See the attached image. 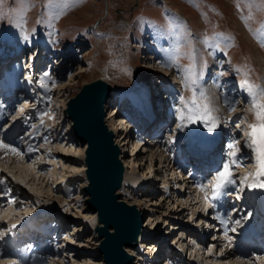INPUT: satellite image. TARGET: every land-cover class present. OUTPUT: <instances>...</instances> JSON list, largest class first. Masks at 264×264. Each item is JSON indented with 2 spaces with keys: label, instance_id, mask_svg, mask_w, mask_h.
Returning a JSON list of instances; mask_svg holds the SVG:
<instances>
[{
  "label": "rangeland",
  "instance_id": "374dc122",
  "mask_svg": "<svg viewBox=\"0 0 264 264\" xmlns=\"http://www.w3.org/2000/svg\"><path fill=\"white\" fill-rule=\"evenodd\" d=\"M65 2L69 5L65 14L61 15L59 19H54V17L64 9ZM262 4H264V0H27V9L25 10L21 0H0V33L6 31L7 28L11 35L14 36L13 38H22L18 39L20 42L33 43L39 40L44 44H41V47L47 45L49 46L46 47L47 49L54 47V50L57 51H62L63 48L69 50V48H73V44L75 43L77 44L76 46H80L79 50L81 52L77 51L72 53V55L77 56L82 52L84 54L78 60L80 70L75 67L77 63L76 60V63L72 67L70 65L67 73H64L65 75L58 77L60 78L58 80L62 81L69 73L76 72L77 74L74 76L75 81H70V83L60 91H58L57 88L55 89V87H50L47 96L43 93H41L43 96H39L37 94L39 90L35 91V95L37 96L36 99L38 100L37 105H34V107H36L35 115L32 116L33 120H31L28 127H23L24 132L19 141L21 147L22 143L26 142L25 148L28 149L27 143L29 140H23L22 142V139L29 134L28 132H32V134H30L31 140L33 136L35 137L34 127L30 126L34 125L35 121L41 124V114L46 113L47 115L43 117L44 123L41 124L42 126L37 131L42 135L41 141L37 142V145L40 146L41 149L34 151L33 154H27L25 157H23V154L13 157V154L8 152V155L12 157L10 160H7L3 155L0 156V162L2 163H0V168L2 167L4 173L10 177V186L16 190L14 192H17L16 194L13 193L14 195L11 194V196L9 194L10 192L7 193L9 194L7 197H10L8 199L13 201L11 205H9L8 202L7 204L2 203L0 205V219L1 217L4 219L0 221V228L3 229L6 224H9L6 226V229L12 227L13 224L22 221L25 215L34 216L36 213H48L53 217L60 216L64 219L63 222L68 224L62 237L63 239L66 237L68 238V243L66 244L67 248L61 258L62 264H92L96 261L95 264H99L98 261H100V259L102 260V257L97 251L99 239L94 231V222L91 218L84 217L87 211H92L86 206L85 200L87 196L82 189L86 183L84 171H81V169L71 170V168H67L62 164L59 165L58 163L59 161L60 163L67 161L70 158V156L66 154L67 151H65L68 145H64L65 150H63V147L61 149L60 146L64 144L61 143V141L63 139L67 140L70 136L74 138L71 122L66 117L64 109L67 100L74 96L83 84L90 83L100 78L111 84L117 97H124L128 95L129 92L143 89V85L141 83L139 84L141 80L145 81L146 79H150L149 82H153L157 74H155V71L147 69L144 65L152 67L154 61L147 59L149 61L147 65V63L143 61V54H141V51L137 48L138 44L135 42L138 39L140 40L139 37L144 36L141 29L143 23H145L144 20H149L148 18H150L152 22H161L165 25L167 28L163 31L165 36L169 35V30L172 31V34L166 39H171L173 48L171 52H166L168 60L166 64H164V67H161V70L164 73H169L171 77L161 74L158 75L160 76L158 78L161 80L166 79L169 83L179 81L180 83L173 84L177 86L178 91H182L183 101L187 102L189 107L193 109L196 108L195 105H191V99L193 93H195L197 104L202 108V105L206 103L212 110L211 116L215 120V124L213 125L211 122H206L204 119H194L190 121L193 134L194 136L200 137L213 134L214 131L221 129L227 138L224 140L223 146L227 149L226 153L228 156L224 158V161L230 164L233 174L237 173V175H234L235 188H237L239 194H241V192H247L248 194L249 185L253 183L254 174L257 169L255 164H252V162L256 161V157L251 147H249L251 143L250 138L246 135V133L250 131L247 120L250 119V123H253L255 118L249 111L252 98L241 86V80L243 78L241 72H249L250 70L249 76L251 82L264 88V47L261 46V43L264 42V29L261 28V25H264V7H261ZM166 12L170 14L168 13L167 15ZM250 15L251 19H249ZM150 25L149 23H145L146 27ZM152 33L155 34V32ZM157 38L158 36L155 34V39ZM71 42L73 43L72 45H70ZM36 47L39 46L28 47V54L32 52L33 58L37 55L36 52L38 49L36 51ZM67 53L69 54V52ZM194 55H196L198 59H196ZM37 56H39V54ZM24 57L27 58L26 55ZM214 58L220 63L218 70L223 73L221 78L234 83L232 88L237 91L234 93L239 101L235 99L237 103L235 102L236 110L233 113L226 114L227 111H225V108L221 107L220 104L215 108L212 106L211 101L208 100L210 97L206 92V88L211 83L208 82L206 84L204 81L212 73V69H214L212 68L209 70L208 68L210 62L212 64ZM217 60L214 61L217 62ZM196 61L204 63L199 72L197 71ZM26 63H31L30 66L33 65V62L28 59ZM168 67L171 68L173 72L167 71L166 68ZM238 68L241 69V72L237 71ZM196 71L198 72L199 78L197 77ZM192 73H194V75ZM39 75L41 77L54 76L48 71H42ZM216 77L219 80V74H217ZM193 79H195L196 82L200 80L204 83L198 82V89L196 83H191ZM40 84L41 82L38 80V85ZM201 84L202 87L200 89ZM201 92L206 93L207 96L204 95L206 100L201 99L199 95ZM41 98L43 99L41 100ZM53 98H55L54 101L51 100ZM133 98L139 99L138 96L130 97L132 100ZM114 99L111 98L113 102ZM217 99L218 94H216L215 98L216 104H218ZM247 100L249 101L247 102ZM260 103L264 104V98L260 100ZM42 104L45 109L42 112L38 111L40 112V114H38L36 111L40 108L39 105L42 106ZM177 108L180 109V111L184 108V111L189 112L184 103L179 104ZM108 110L109 109L106 110V113ZM184 111H182L185 116L184 120L179 119L181 112H178L176 118L173 120V127L175 124L176 128L175 132L173 130V134L176 132H178V134L181 133L186 140L188 136H190V128L186 118L187 114ZM230 111L231 110L228 112ZM173 113L175 112L173 111ZM49 116L51 119H49ZM55 119L58 121L57 126L54 125ZM23 125L25 126L26 124L24 123ZM209 127H213V131H208ZM169 136H172V131L168 134V137ZM229 137L230 139H228ZM163 140L165 141V138ZM73 142L75 143L76 141H72L71 143ZM232 144H235L236 148L234 164L232 163L233 158L229 155L233 151V149L230 148ZM130 145L129 143L125 147H122L126 155H124L125 157L121 160L128 161V164L131 162L130 165L134 171L130 176L133 175L139 179L143 178V181L148 182V184L144 183L139 186L136 182V186L131 187L133 181L124 185L122 183L118 193L122 200L125 199L133 202V197L141 199L142 203L139 204L138 207L144 216V223L149 222L152 224V227H148L147 230L149 231L147 238L152 239L147 241V243L150 242L156 245V248L160 246L161 250V243L163 241L169 243L168 245L172 246L174 251H172V257H170V254L167 255L166 258L169 259H164L162 264L165 262L169 263L170 259L176 261L174 258L177 257L178 249H175V247L181 245L177 243L176 236H179L180 233L172 230V224L178 223L180 228V224L182 223L185 226L184 230L187 232H190V230L196 232L198 228H201L203 231L206 229H204L203 226L200 227V222L196 219L195 221L189 220L192 219V210L190 209L191 206L188 207L186 204H184V210L182 215H180L183 221H181V219H173L172 217H168L170 215H166L167 213L171 215L178 214L180 210L183 209L181 207L182 202L180 206H176L177 198L175 195L166 197L167 193L165 194V192H163L164 188L162 187L163 183L161 180L170 178L167 181L169 185L173 180L171 175L168 174L169 171H164L166 166L168 168V165L163 162L164 166H159V156L156 152V161L154 160L152 162L153 168H148L150 162L147 160V157L139 160V155L142 156L143 153L138 154V156H127V154L131 152ZM143 147L153 149V145L145 144ZM161 148H164L163 143ZM169 149L171 150V146L168 147V150ZM134 153H136V151ZM3 157L4 160H1ZM76 157H80V155ZM15 159H19L17 163L20 162L19 164L22 165L24 164L23 162L32 164L35 162L39 163L40 161L42 165L40 171H36L32 174L34 182L28 181L29 175H26V177L23 176L22 173L18 174L8 165V163H10L9 161ZM5 161L7 163L4 165ZM79 164L80 160H77L76 164L71 165L79 168ZM24 165L26 166V164ZM42 170L44 174L42 177H39L37 173L39 174ZM69 170L71 176H63V174L68 173ZM163 175L165 177H163ZM60 176H62V180L57 184V178L59 179ZM245 176L248 177L247 181L244 180ZM147 177L149 179L145 181ZM12 179L14 180L12 181ZM137 187L138 189H136ZM141 188L143 189L142 191H140ZM19 189L25 192L24 197L26 198H20ZM189 198L191 199L193 196H189ZM249 198V195H247L246 199H248V202L250 201ZM180 199L183 202L185 199L189 200L187 195H185V197L182 195ZM152 203L154 205H151ZM155 203H158V205H155ZM197 205L201 207L203 206V202L200 201ZM253 207L250 204L249 210L246 214L244 213L243 219L240 220L241 225L246 222L244 218H247L251 209L254 210ZM8 213L10 214L8 215ZM12 214H14V216ZM234 223L233 221V225ZM179 231L183 233L182 228H180ZM8 232H10V230H8ZM143 239L146 240V238ZM174 239L176 240L175 244L177 243L176 246L173 244L174 242L171 241ZM216 239L218 241L220 238L216 236ZM228 241H230V248L234 243V241H232V236H228ZM218 243L221 242L218 241ZM208 245L210 246V244ZM139 247L141 248V252L139 250V252L137 251ZM58 248L59 247H57L56 250ZM62 248H64V246ZM138 248H135L136 250L131 247L128 249V251L134 255L135 262L137 257H145L146 261H149L148 264H154L153 261L156 258L159 259V254H154L150 258V256H147L148 254L146 252L143 253V250L147 251L144 245H139ZM165 248L166 252L172 250L169 246ZM218 248L219 246L217 249ZM167 249L169 250L167 251ZM200 249V256H203V258L199 255H190L189 253L190 257H188V260L192 257V259L196 258L195 264H210V262L205 259L209 250H207L206 253L205 249H203V245H201ZM210 249L214 252L216 251L214 247ZM217 251L216 253L218 254ZM160 252L159 250V253ZM138 253H140V255H137ZM8 256V258L0 257V264H10L12 259L10 253ZM251 258L250 260L253 261L254 259ZM45 262L44 258L42 264H48V262ZM30 263L31 261L27 262V264ZM54 264H57V261H55ZM137 264H146V262L140 259ZM188 264H191V262H188ZM255 264H257V261Z\"/></svg>",
  "mask_w": 264,
  "mask_h": 264
},
{
  "label": "bare ground",
  "instance_id": "6f19581e",
  "mask_svg": "<svg viewBox=\"0 0 264 264\" xmlns=\"http://www.w3.org/2000/svg\"><path fill=\"white\" fill-rule=\"evenodd\" d=\"M37 49H38V47H36V51H37ZM33 50V49H32ZM31 51V50H30ZM85 52V51H84ZM37 53V52H36ZM39 54V53H38ZM37 54V55H38ZM30 56H32V52L29 54ZM151 56V55H150ZM149 56V57H150ZM27 60V58H25L24 56L21 58V59H17V60H14V62L12 63V65L11 66H7L6 68H2V67H0V73L2 74V75H4V81L6 82L5 84H19L20 86H21V90H23V92H19V95H20V98H19V102L18 103H15L14 101L12 102V104H13V112H10V111H8V109H9V107H11V104H9L8 103V101H9V99H7V98H3V100L4 101H6V103L8 104V108L6 109L7 110V114L9 115L8 117H7V120L4 122V124L3 125H0V127H2L3 126V128L5 129L4 131H8V132H12V131H14L16 128H18L20 125H22V124H24V123H20L18 120H21L22 119V117H23V114L25 113L27 116L29 115L30 117H32L33 115H35V110H36V107H34V105H37V102H38V100L36 99V95H34V97L32 98V99H29L30 97V95H32V94H35L36 92V90H39L38 91V95L39 96H43V95H41V93H43L45 96H47L49 93V91H50V87H55V89L57 88V90L58 91H60L62 88H64L68 83H70V81H75V79H74V76L77 74L76 72H71V73H69V75H67V77L66 78H64L62 81H60V80H58V79H60V78H58V77H61V76H58L56 73H57V71H55V68L57 67V64H58V62H53L52 60H46V61H48V64L46 65V67H48V69L49 70H46L45 68H43V66H40L39 67V70H38V72L36 73V71H34V66L32 65V66H30L31 65V63H26V60ZM32 59H33V57H32ZM23 62V66H20L19 65V62ZM77 62V63H76ZM75 62V60L74 61H72V63L70 64L71 65V67L76 63V65H75V67H76V69H79L80 70V66H79V63H78V60ZM53 63V64H52ZM25 67V68H24ZM217 68V67H216ZM69 70V69H68ZM67 70V71H68ZM215 70V69H214ZM42 71H48L50 74H53L54 76L53 77H41L39 74L42 72ZM67 71H65L64 73L66 74L67 73ZM65 74H62V76L63 75H65ZM10 77H11V79H12V81H10ZM15 77H18L17 78V80L15 81ZM25 78L26 79V82H27V84H28V86L26 85V87H24V85H22V79L21 78ZM38 80H40V82H41V84L40 85H38ZM12 82V83H11ZM205 83H206V81H205ZM210 85L209 86H207V90H206V92H207V94H208V96L210 97L209 98V100L211 101V104H212V106H214L215 108H216V106H217V104H216V102H215V98H216V94H218V96H219V99H217L218 101H222V102H224V103H227V106L225 107L224 105H223V107L226 109V113H233L236 109H235V103L233 102L235 99H234V97L230 94V92H229V90H227L226 89V86H222L221 85V81H219L218 79H217V77H216V74H215V72H214V74L212 75V79H211V81H210ZM30 84H32V85H34V86H32V85H30ZM88 84V83H87ZM199 85H200V83H199ZM201 86H202V84H201ZM201 86H200V89H201ZM82 87V86H81ZM81 87L79 88V90L81 89ZM233 87V86H232ZM5 90L7 91V92H9L10 91V89L9 88H5ZM78 90V91H79ZM30 91V92H29ZM2 92V94L4 93H6L4 90H2L1 91ZM25 92H28L27 94L28 95H26V94H24ZM172 92H174V90H173V88L172 87H168L167 89H165L164 91H161V90H159V92L158 93H160V95H162L163 93H164V95H165V97H169V96H172ZM237 92V91H236ZM29 93H31V94H29ZM163 95V96H164ZM46 98V97H45ZM112 99H114V98H116L114 95L111 97ZM111 98L108 100V102L106 103V105H105V107H106V110L107 109H109L108 110V112L106 113V115H105V117H104V120H105V122H106V124H107V126L109 127V129L110 130H112L113 131V133H114V142L120 147V150H121V155H120V157H121V159H123L125 156L124 155H126V152H125V154H124V150H122V147H125L126 146V143H127V141H128V139H127V137H128V134H127V126H129V125H131V123L130 122H128V120L127 119H125L124 117H122L121 115H118V113H116V111H115V107L114 106H111V105H113V100H111ZM43 98H41V100H42ZM130 99V98H129ZM32 100H34L33 102H31ZM37 100V101H36ZM52 101H54L55 100V98H53V99H51ZM237 100V99H236ZM10 101H12V100H10ZM67 101H69V99L67 100ZM249 101V100H248ZM36 103V104H35ZM53 103V102H52ZM51 103V104H52ZM67 103V102H66ZM1 104V103H0ZM16 104V105H15ZM50 104V103H49ZM140 105V99H134L133 98V100L132 99H130V101H127L126 102V106H125V108H126V110L124 109V111L126 112V114L127 115H129V116H131L132 118H134V116L135 117H137V115H138V113L136 112V108L138 107ZM39 107L40 108H38V110L36 111V112H38V111H40V112H42L45 108H44V105L43 106H40L39 105ZM48 108H50V107H48ZM237 108V107H236ZM54 109V108H53ZM222 109V108H221ZM21 110H23V111H21ZM51 110V109H50ZM229 110H231L230 112H228ZM222 111V110H221ZM224 111V110H223ZM40 112H38V114H40ZM235 113H237V112H235ZM236 115V114H235ZM14 116H15V119H14ZM16 116H17V118H19L18 120L16 119ZM225 116V115H224ZM229 116V115H228ZM233 116H234V114H233ZM21 117V118H20ZM31 120H33V117L31 118ZM230 120V119H229ZM55 121V126H57L58 125V121H56V119L54 120ZM70 121V120H69ZM71 122V121H70ZM38 123V122H37ZM36 124V123H35ZM237 125V124H236ZM235 125V126H236ZM8 127H10V129L9 130H7L8 129ZM25 127V126H24ZM157 127H155L154 129H156ZM175 124H174V132H175ZM234 129V128H233ZM122 130H124V132L122 131ZM173 130H172V136L170 137H168V139H170L171 140V147H175V145H176V142H177V138L178 137H180V139L182 138V134L180 133V134H178V132H176L175 134H173L174 132H173ZM27 131H28V129H27ZM56 132V131H55ZM139 130L137 131V134H139ZM29 134L24 138V139H22V142H23V140H29V142L27 143V147H28V149H26L25 148V145H26V142L24 143H22V152L23 153H21L20 155H22L23 154V157H25V155H27V154H29V153H31L30 151H29V149H32L33 148V146L31 145V139H30V134H32V132H28ZM126 134V135H125ZM70 135H71V133H70ZM125 135V136H124ZM190 137L191 136H188V138L186 139V141L187 142H191V143H185L186 145L188 144H190L189 145V147H192V149H193V147L195 146V139H197V138H191L190 139ZM66 140V139H65ZM64 139L61 141V143H64L63 144V146H60L61 147V149H62V147H63V150H65V148H64V145L66 146V145H68L67 146V149L65 150V151H67L66 152V154L67 155H69L70 156V158H69V160H67V161H63L62 163H60V161L58 162L59 163V165H63V166H65V167H67V168H71V170H74V169H81V171L83 170L84 172H85V168H86V166H85V163H84V157H85V153H84V150H85V147H86V145L85 146H83V145H80L78 142H77V140L76 139H74L73 138V136L71 137H69L66 141H65ZM72 141H76L75 143L73 142V143H71ZM180 142V141H179ZM19 143H20V141H19ZM60 143V144H61ZM140 145V146H139ZM145 145V143H143V139L140 137V138H135L134 139V141H132L131 142V145H130V150H131V152H130V154H127V156L129 155V156H138V154H142L143 153V155L142 156H140L139 155V160H142V158H146L147 157V160L150 162V164H149V166H148V168H153V165H152V162L155 160L156 161V159H155V153L157 152V155L159 156V160H158V162H159V166L160 167H162V166H164V164H163V162H165L167 165H169L170 164V161H169V163H168V158H169V154H168V152H167V150H168V148L166 149H164V148H161L162 147V144H160V142H156L154 145H153V149H147V148H145V147H143ZM191 149V150H192ZM170 150V149H169ZM17 151H19V149H17ZM136 151V153H134ZM177 151H179V149L177 148V149H175V153H177ZM24 152H26V154L24 153ZM34 153V152H33ZM32 153V154H33ZM64 153V152H63ZM146 154V155H145ZM4 156V157H6L7 158V160L9 159H12V157L10 156V155H8V152H7V150L5 149V148H2V147H0V156ZM19 155V156H20ZM77 155H80V157H76ZM15 155H13V157H14ZM55 156V155H54ZM4 157L1 159V160H4ZM216 157V155H214V158ZM20 158H22V157H20ZM58 158V157H57ZM138 158V157H137ZM25 159H27V158H25ZM136 159V158H135ZM17 160H19V159H15V160H11V161H9L10 163H8V165L13 169V171L15 170V172H17L18 174L19 173H22L23 174V176H26V175H29L30 177H29V179H28V181L30 180L31 182H34V177H33V173L34 172H36V171H40V167H42V165H41V163H40V161H39V163H32V164H29V163H25V162H23L24 164H26V166L23 164H19V163H17L18 161ZM77 160H80V167L79 168H77L76 166V168L75 167H73L71 164H76V161ZM4 162V161H3ZM32 162V161H31ZM7 162L5 161V163H4V165L6 164ZM11 163H13V164H11ZM122 163L124 164V173H123V181H122V183H123V185L124 184H128V182H130V181H133L132 182V184H131V187L133 186V187H135L136 186V182H137V185H141V184H148V182H144L143 180V178H138V177H136V176H130V174L134 171L133 170V168L131 167V165H130V163L128 164V161L126 162V161H122ZM78 164V163H77ZM174 164V163H173ZM172 164V165H173ZM247 165V164H246ZM38 166V167H37ZM248 166V165H247ZM246 166V167H247ZM37 167V168H36ZM7 168V167H6ZM130 168H131V170H130ZM170 168L172 169V172H170L169 170H170ZM168 167L167 168V166H166V169L164 170V171H169V175H171V173H173V171H175L177 174H179V175H181L182 174V172L181 171H179V170H177V169H173V167L171 166V167ZM163 171V172H164ZM155 172V171H154ZM162 172V173H163ZM43 174H44V171L42 170L41 172H39V174L37 173V175L39 176V177H42L43 176ZM71 173H70V170L68 171V173H66V174H63V176H67V177H69V176H71L70 175ZM183 176V175H182ZM27 177V176H26ZM36 177V176H35ZM163 177H165L164 175H163ZM162 177V178H163ZM172 177V176H171ZM36 179V178H35ZM147 179V180H146ZM148 177L147 178H145V181H148ZM170 178H167V180H165V178L162 180V183H163V186H170V185H173L174 187H176V188H178V192H175V193H173L172 191L173 190H168V189H165L164 188V192H165V194L167 193V196L166 197H168V196H172V195H175L176 196V206L178 207V206H180V204H181V202H182V205H181V207L183 208V209H181L180 210V212L178 213V214H175V215H171V214H169V213H167L166 215L168 216V215H170V216H168V217H172L173 219H177V220H180L181 218H180V215H182V212H183V210H184V204H186L188 207L189 206H191V210H192V212H191V215H192V217L191 218H194L196 215H197V218H196V220L198 221L199 220V222H200V226L202 225V223H205L207 226L209 225V224H207L204 220H207L208 221V219H206V216L204 215V212H202V211H204V208L205 207H207L206 205H204L205 207H200L199 205H197V204H199V202L201 201V200H199V197L197 196V194H195L194 196H193V198H191V200H190V198H189V196L190 197H192V194H189V195H187V197H188V199L189 200H187V199H185V201L183 202V201H181V197H182V195H184V197H185V191H183V193L181 192V190H179V184H177L176 182H172L170 185L169 184H167L168 182V180H169ZM172 179H174L173 177H172ZM62 180V176H60L59 177V179L57 178V184L60 182ZM172 181H174V180H172ZM164 182H165V184H164ZM183 183V182H182ZM260 183H264V181H261ZM16 184V183H15ZM176 188H174V189H176ZM120 189V188H119ZM119 189H117L116 191H115V194H118L119 195V193H118V190ZM171 189V188H170ZM241 189V188H240ZM262 189L263 188H260V187H255V188H251V191L252 190H257L256 191V193H257V195H256V197H263V192H262ZM166 190V191H165ZM18 192L20 193V198H26V197H24V195H25V192L24 191H22V189L20 190H18ZM173 193V194H172ZM86 194V193H85ZM243 194V193H242ZM86 196L87 197H89L87 194H86ZM244 195H242L241 196V201H244V197H243ZM87 197H86V199H87ZM133 197V196H132ZM131 197V198H132ZM179 197V198H178ZM136 198V199H135ZM133 197L132 199H134L133 200V202L131 201H128V200H122L121 198H120V195H119V198L118 199H120V200H118L117 199V201H124V202H126V204L127 205H137V207H138V205L139 204H141L142 202H141V199H139V198H137V197ZM246 199V198H245ZM249 199H251V198H249ZM22 200V199H21ZM145 200H146V198H145ZM184 200V199H183ZM247 201H248V199H246ZM135 202V203H134ZM190 202V203H189ZM16 203V202H15ZM151 205H154L153 203L151 204ZM155 205H158V203H155ZM86 206H87V204H86ZM186 206V207H187ZM185 207V208H186ZM87 208L88 209H90L88 206H87ZM13 209V208H12ZM15 209V208H14ZM180 209V208H179ZM178 209V210H179ZM91 210V209H90ZM10 211H12V212H14L13 210H10ZM17 211V210H16ZM141 211V210H140ZM18 212V211H17ZM10 213H8V215H9ZM13 216H14V214H12ZM11 215V216H12ZM253 215H255V213H254V210H252L251 209V212H250V214L247 216V218L250 220V218L253 216ZM6 216V215H5ZM7 217V216H6ZM51 217H53L52 215H51ZM85 218H92V217H96V212L95 211H87L86 212V214H85V216H84ZM213 217V216H212ZM8 218V217H7ZM11 218V217H10ZM211 219V221L210 222H213L214 220L212 219V218H210ZM51 220H54V219H52L51 218ZM47 221V222H43V226L45 227V228H49V227H52L53 226V228L55 227V224L57 225L58 224V222L57 221H55L54 220V222L53 221ZM149 220H150V218H149ZM189 220H191V219H189ZM193 221H195V219H192ZM96 221V220H95ZM181 221H183L182 219H181ZM143 223H144V221H143ZM96 224H97V222H96ZM95 224V222H94V226L96 225ZM193 224V223H192ZM3 225V224H2ZM149 225V226H148ZM173 225V227H172V229H176L177 228V226H178V223H173L172 224ZM196 225V224H195ZM232 225H233V222H232ZM211 226V228H215V227H213V225L211 224L210 225ZM209 226V227H210ZM148 227H152V224L151 223H144L143 224V229H142V233H141V235H140V237H139V240H140V244H138V246L139 245H141V246H143L144 245V247H145V249H147V251H145V250H143L142 252L144 253V252H146L148 255L147 256H150V258L152 257V255H154V254H159V250L161 251L160 253H162V252H165V250H166V246H168V243H166V242H162L161 243V247H162V250H161V248H160V246L158 247V248H156V245H154V244H152V243H150V242H146V240H144L143 238H146V239H148L147 237H148V235H149V231H147L148 230ZM184 225L181 223L180 224V228H182V230H184ZM190 227V226H189ZM208 227V228H209ZM30 228V227H29ZM73 228V227H72ZM71 228V229H72ZM151 229V228H150ZM233 229V228H232ZM110 231H113V229H110ZM191 231H193V230H191ZM72 232H73V230H72ZM72 232H70V233H72ZM187 232V231H186ZM194 232V231H193ZM204 232V231H203ZM66 233V232H65ZM69 233V234H70ZM195 233V232H194ZM213 233V232H212ZM29 234V233H28ZM97 234V233H96ZM182 234H184V233H182ZM63 235H64V230H61V232H60V234L58 235V237H56V238H54L53 236L51 237V236H47V237H45V238H43V237H39V234H37V233H35L34 235H32V236H28V235H24V237H27V238H31V240L29 241V242H27L26 243V245H31V248H28V249H24L23 247H20V249H19V255H14V257H13V254H11V258L12 259H15V260H17V262H18V264H26L27 262H30L31 261V263L30 264H34L32 261L34 260V261H37V258H36V256H34V258L32 259L31 257H29V256H27V255H32L33 253H34V251H35V249H33V247H35L33 244H40L41 242H44V244H47V245H49V246H51V251H49L48 253L46 252V257H45V261L46 262H48V264H54V262L55 261H57V264H62V260H61V258H62V254L65 252V249L67 248L66 247V244L68 243L67 242V240H68V238L66 237L65 239H63L62 237H63ZM191 237H194L193 236V233H191V235H190ZM234 236V235H233ZM191 237H189L188 239H186V240H180V237L179 238H177V243H179V244H181L179 247H177L178 248V250H177V257L176 258H174L176 261H172V259H170L169 260V263L168 262H165L164 264H188V262H191V264H195L196 263V258H193L192 259V257L189 259V260H191V261H189L188 260V258H186L185 257V255L184 254H182L183 252H181L180 250H179V248H188L189 247V253H190V255L192 254L193 256H195V255H199L200 256V248H201V245H198V243L200 242H196V243H192L190 246H188V242H187V240L188 241H192L193 240V238H191ZM99 239V238H98ZM100 240V239H99ZM139 240H138V242H139ZM208 241H207V244H210V246H209V248H207V249H205V252L207 253V250H209L208 251V254H207V256H206V258L205 259H207L206 261H209L210 262V264H251V263H254L255 264V262L257 261V264H264V260H255L256 258V255H253V254H256L254 251L253 252H245V251H243V250H239V251H237V249L236 248H234V247H230L229 248V242L230 241H228V236L227 235H224V236H222L220 239H218V241H220L221 243H218V241H217V239H214V238H208L207 239ZM232 241H234V237H232ZM224 242V243H223ZM238 243V242H237ZM99 244V243H98ZM143 244V245H142ZM212 244V245H211ZM240 244V243H239ZM61 245H62V247L64 246V248H62L61 247ZM216 245H217V247L219 246V248L217 249V247H216ZM57 247H59L57 250H56V248ZM211 247H214L215 249H216V251L218 252V254L216 253V251L214 252V251H212L210 248ZM130 248V246H124V249L127 251V253L128 254H131L129 251H128V249ZM131 248H133V247H131ZM14 249H17V247L15 246L14 247ZM135 249V248H134ZM137 249V248H136ZM135 249V250H136ZM155 249V250H154ZM140 251L141 252V248L139 247L138 249H137V251ZM18 251V250H17ZM138 251V252H139ZM176 253V252H175ZM15 254H16V250H15ZM98 254L102 257V255L98 252ZM180 254V255H179ZM186 254V253H185ZM39 255V254H38ZM133 255V254H132ZM137 255H140V253H138ZM190 255H189V257H190ZM202 255V254H201ZM49 256V257H48ZM249 256H251V257H249ZM172 257V256H171ZM200 257H202L203 258V256H200ZM199 257V258H200ZM243 257V258H242ZM136 258V257H135ZM250 258L251 259H254L255 260V262H254V260L253 261H251L250 260ZM11 259V260H12ZM140 259H143V260H145V262H146V264H148V262L149 261H146V258L145 257H137L136 258V262L134 261V264H137V262L140 260ZM102 260H103V258H102ZM102 260L100 259V261H98L99 262V264H103L104 262H102ZM167 260V259H166ZM26 262V263H25ZM45 262V263H46ZM97 262V261H96ZM96 262H93L92 264H95ZM37 263V262H36Z\"/></svg>",
  "mask_w": 264,
  "mask_h": 264
},
{
  "label": "water",
  "instance_id": "95a60500",
  "mask_svg": "<svg viewBox=\"0 0 264 264\" xmlns=\"http://www.w3.org/2000/svg\"><path fill=\"white\" fill-rule=\"evenodd\" d=\"M110 92V84L101 78L83 84L67 101L64 113L71 121L74 138L86 145L82 189L89 196L87 206L96 212L97 251L104 264H133V256L124 246L137 247L144 216L137 205L117 201L119 195L115 194L122 186L124 165L114 133L104 120Z\"/></svg>",
  "mask_w": 264,
  "mask_h": 264
},
{
  "label": "snow or ice",
  "instance_id": "6c2138e0",
  "mask_svg": "<svg viewBox=\"0 0 264 264\" xmlns=\"http://www.w3.org/2000/svg\"><path fill=\"white\" fill-rule=\"evenodd\" d=\"M21 2L26 10L27 0H21ZM68 7L69 5L65 2L64 9H62L61 12L56 17H54V19H59L61 15H64ZM261 7H264V4H262ZM249 19H251V15L249 16ZM261 28L264 29V25H261ZM261 46L264 47V42L261 43ZM237 71L241 72V69L238 68ZM249 72H241V75L243 77L241 80V86L252 98L250 101L249 111L254 115L255 118L254 122L248 126L250 131L246 133V135L250 138L251 141L249 147H251L256 157L255 166L257 169L256 173L254 174L253 183H251L249 187L264 188V183H259V178L264 177V104L260 103V100L264 98V88L251 82ZM192 74L194 75V73ZM221 75H223V73H221ZM191 83L195 84L196 83L195 79H193ZM200 97L202 100H206V97L204 96L203 92L200 93ZM181 102L185 104V107L188 108L190 113L194 111L196 113L195 116L189 115L188 116L189 120L204 119L206 122H211L213 125L215 124V120L211 116L212 110L208 107L206 103H204L201 108V106L197 104L195 93H193V97L191 99V105H195L196 106L195 109L189 107V104L187 102H184L183 98H181ZM44 115L47 114L46 113L41 114V118H40L41 124L44 123V119H43ZM49 119H51L50 116ZM179 119L180 120L185 119L183 112H181ZM208 131L210 132L213 131V127H209ZM0 147L5 148L7 152L12 153L13 155L21 154L20 152L17 151L15 147L3 144V142H0ZM230 148L233 149V151L229 155L233 158L232 163L234 164L236 157L235 144L230 145ZM29 151H32V149H29ZM231 176H232V172L230 171V164L226 162L223 165L222 171L218 172L212 181L211 196H209L207 192H205V188H206L205 185L201 184L198 186L200 191L205 192L206 203H209L211 200H215L216 197L221 193L222 189H224L228 185L233 184V180L231 179ZM247 179L248 177L245 176L244 180L247 181ZM0 183H3V181H0ZM12 203H13L12 200L8 201L9 205H11ZM91 219L93 222H95V217H92ZM237 223H239V221H237ZM15 227L16 225L13 224L12 228L14 229ZM0 235H2V233H0ZM10 264H18V262L17 260L12 259L10 261Z\"/></svg>",
  "mask_w": 264,
  "mask_h": 264
}]
</instances>
